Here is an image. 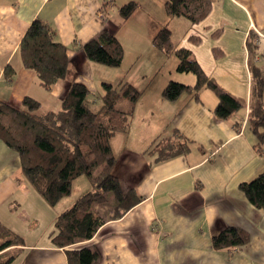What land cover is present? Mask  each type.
<instances>
[{"label":"crops","instance_id":"1","mask_svg":"<svg viewBox=\"0 0 264 264\" xmlns=\"http://www.w3.org/2000/svg\"><path fill=\"white\" fill-rule=\"evenodd\" d=\"M129 1L137 8L122 21L119 7ZM165 1L0 0V101L19 107L29 96L43 109L56 111L74 82L102 91L103 82L124 81L140 91L127 128L115 133L110 145L115 156L111 173L142 200L122 217L105 221L90 239L69 247L53 246L51 235L56 215L73 199L61 198L49 206L27 182L16 152L0 141V224L24 239L23 245L7 248L19 249L11 264H67L65 250L81 247L97 248V264H264V210L251 205L238 189L239 182L264 170V143L258 154L247 121L251 66L263 77L264 103V0H210V12L196 24L166 15ZM35 18L49 25L55 39L67 47L68 72L50 90L24 67L19 51ZM163 27L169 29L175 49L190 50L208 78L246 102V109L235 116L240 128L213 115L217 99L206 87L198 90L199 100L192 91L174 100L161 96L170 80L195 82L194 76L176 70L174 53L165 54L153 43ZM104 28L122 45L117 67L90 61L80 48ZM246 39L255 40L253 57ZM7 65L14 71L9 78L3 74ZM173 129L193 147L151 164L153 155L144 151ZM84 182L87 185L81 186L73 181L68 195L73 189L82 193L89 185ZM226 226L245 229L249 242L230 251L213 248L211 237Z\"/></svg>","mask_w":264,"mask_h":264},{"label":"trees","instance_id":"2","mask_svg":"<svg viewBox=\"0 0 264 264\" xmlns=\"http://www.w3.org/2000/svg\"><path fill=\"white\" fill-rule=\"evenodd\" d=\"M137 8L133 1L119 7L122 21L128 19ZM163 9L171 17H183L190 24L199 23L211 10L210 0H166ZM53 29L38 18L33 19L19 43L24 67L35 72L38 84L50 90L53 84L66 76L69 57L67 47L57 41ZM153 43L163 53H174L178 59L176 70L191 73L192 85L170 80L161 90L167 100L176 99L184 91H192L199 100L198 90L206 87L215 95L217 102L213 115L220 120H232L235 128L241 121L235 116L246 109V102L233 96L214 80L207 77L192 52L185 47L175 49L168 28L163 27L153 37ZM249 56H255V40L246 39ZM83 54L92 62L117 67L123 58V48L115 34L104 28L97 37L80 46ZM215 50L214 55L218 56ZM251 76V99L247 108L249 129L256 139L255 149L262 154L264 143V103L262 102L263 77L255 66L249 68ZM4 76L14 74L10 65ZM103 109L93 111L88 106L89 89L80 82L72 83L59 109H43L32 97H23L19 107L0 101V141L16 152L21 171L30 186L49 205L68 195L72 182L85 175L92 187L73 203L58 213L54 219L51 243L65 248L90 239L107 220L122 217L142 200L136 190L124 186L111 173L115 156L110 139L128 126L129 118L140 96L132 84L120 81L117 85L102 83ZM119 97L126 98L128 106L116 107ZM193 142L173 129L170 136L155 140L144 151L153 155L151 164L186 154ZM238 189L255 208L264 210V170L253 179L238 183ZM112 203L107 213L92 210L94 204ZM249 233L237 226H226L211 237L215 249H237L249 242ZM19 234L0 224V264H10L19 249L9 247L23 245ZM67 264H97L101 256L97 248L81 247L66 249Z\"/></svg>","mask_w":264,"mask_h":264},{"label":"rangeland","instance_id":"3","mask_svg":"<svg viewBox=\"0 0 264 264\" xmlns=\"http://www.w3.org/2000/svg\"><path fill=\"white\" fill-rule=\"evenodd\" d=\"M182 74H185V73H181V75H182ZM185 75H186V76H189L190 78H193V75H192L191 73H186ZM182 76H183V75H182ZM173 81H176V80H173ZM176 82H178V81H176ZM101 89H102V88H101ZM102 90H103V89H102ZM101 92H102V91L99 89V87H98L97 89H95V90L91 89V90L89 91V94H88V96H87L88 106H89V108H90L91 110H93V111H100V110L103 109V101H102V98H101ZM124 102H128L127 99L125 100L123 97H119V100H118V102L116 103V107H124ZM146 129H148V126H147V125H146ZM21 175H22V174H21ZM86 180H88L87 177H86L85 175H81V176H79L78 178H76V179L74 180L73 185H75V182H78V184L81 185V186H82L83 184L87 185L86 182H84V181H86ZM86 187H87V186H86ZM91 189H92V187H91V185H90V183H89L88 187H87V188H84V190H82V193L80 192L79 194H77V193H78V190H74V189H73L70 195H66V196L62 197V199L68 200L69 198H72L73 201H74V200H75L76 198H78L81 194H83V193H85V192H87V191H89V190H91ZM62 199H61V200H62ZM72 203H73V202H72ZM72 203H71V204H72ZM111 203H112V197L109 196V199H108L107 202L99 203V204H94V205L92 206V210H93V211H96V212H98V213H100V214H105V213L108 212ZM71 204H69V202H68V205H67L65 208L69 207ZM65 208H62V209H65ZM53 227H54V224H52V228H53ZM10 264H11V263H10ZM12 264H14V263H12Z\"/></svg>","mask_w":264,"mask_h":264}]
</instances>
